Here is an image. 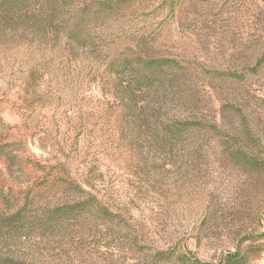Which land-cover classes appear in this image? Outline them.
I'll use <instances>...</instances> for the list:
<instances>
[{
  "label": "rangeland",
  "instance_id": "rangeland-1",
  "mask_svg": "<svg viewBox=\"0 0 264 264\" xmlns=\"http://www.w3.org/2000/svg\"><path fill=\"white\" fill-rule=\"evenodd\" d=\"M67 1L59 15H33L35 38L23 20L0 21V144L30 162L14 177L0 159V193L22 190L12 197L21 204L31 190L40 206L91 210L51 240L19 247L20 256L152 264L174 251L219 264L247 252L251 264H264V68L248 70L264 57V0H108L121 7L90 23L86 48L72 45L66 28L79 8L97 12L104 0ZM130 51L195 71L200 113L227 122L225 135L251 167L225 158L214 138L198 159L177 156L167 167L158 155L127 153L107 67ZM214 72L247 76L221 83ZM104 210L120 218L104 220Z\"/></svg>",
  "mask_w": 264,
  "mask_h": 264
},
{
  "label": "trees",
  "instance_id": "trees-1",
  "mask_svg": "<svg viewBox=\"0 0 264 264\" xmlns=\"http://www.w3.org/2000/svg\"><path fill=\"white\" fill-rule=\"evenodd\" d=\"M121 4L104 0L95 8L97 12L90 5L79 8L72 25L66 28L70 43L80 48L92 47L91 35L87 33L90 23L99 19L101 14L119 10ZM69 6L70 2L67 0H0V21L13 23L16 18L23 20L26 25H23L24 30L35 38L36 31L27 27V23L34 20L33 15H36V19L39 13L59 15L60 11ZM262 68L264 57L254 67H248L249 74L256 75ZM107 75L111 80L116 102L115 123L120 143L124 144L127 153L143 155L142 152L145 151L147 154L158 155L163 159V166L167 167L175 162L177 156L198 159L214 138L218 139L225 158L251 167L246 162L245 155L235 148L236 145L231 144L229 135H225L229 134L227 122L219 127L216 118L200 113L197 75L183 62L130 51L109 63ZM212 75L219 77L221 83H226L230 78L243 82L247 76L221 72H214ZM242 135V132L241 136L238 133L239 145ZM246 135L247 132L245 137ZM16 152L14 144H0V159H5L8 174L14 177L24 176L30 162L18 157ZM131 162L129 160V165ZM17 192L11 189L8 195L0 193V264H35L20 256L19 247L31 248L40 240H51L71 220L85 218L86 213L91 211L85 203L74 208L67 205L55 209L40 206L35 202V196L30 194L31 190L29 193L25 192L20 204L18 199H12ZM21 192L22 190L18 192V198L22 195ZM101 213L104 220L115 221L120 218L119 215L109 214L107 210ZM262 238L264 239V235ZM174 262L208 264L186 253L177 255L174 251L161 252L152 258V264ZM251 263L249 253L235 252L229 253L219 264Z\"/></svg>",
  "mask_w": 264,
  "mask_h": 264
}]
</instances>
